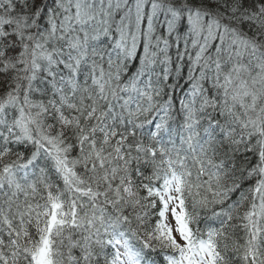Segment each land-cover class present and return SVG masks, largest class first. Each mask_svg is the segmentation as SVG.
<instances>
[{
    "label": "snow or ice",
    "instance_id": "obj_1",
    "mask_svg": "<svg viewBox=\"0 0 264 264\" xmlns=\"http://www.w3.org/2000/svg\"><path fill=\"white\" fill-rule=\"evenodd\" d=\"M0 264H264V0H0Z\"/></svg>",
    "mask_w": 264,
    "mask_h": 264
}]
</instances>
